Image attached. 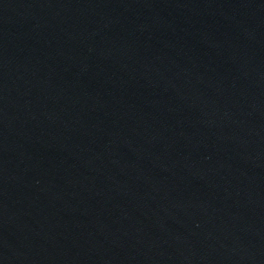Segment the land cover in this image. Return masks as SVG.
Instances as JSON below:
<instances>
[{"label": "water", "instance_id": "1", "mask_svg": "<svg viewBox=\"0 0 264 264\" xmlns=\"http://www.w3.org/2000/svg\"><path fill=\"white\" fill-rule=\"evenodd\" d=\"M0 264H264V0H0Z\"/></svg>", "mask_w": 264, "mask_h": 264}]
</instances>
